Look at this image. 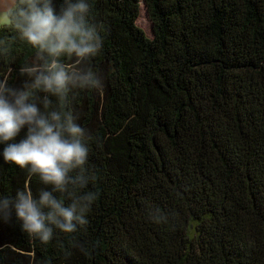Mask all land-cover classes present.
Masks as SVG:
<instances>
[{"label": "trees", "instance_id": "trees-1", "mask_svg": "<svg viewBox=\"0 0 264 264\" xmlns=\"http://www.w3.org/2000/svg\"><path fill=\"white\" fill-rule=\"evenodd\" d=\"M144 1L151 37L140 0H94L102 52L63 60L102 90L73 85L63 104L34 91L86 130L88 163L62 198L96 194L88 225L44 244L0 224V264H264V0ZM0 41V78L22 88L35 52L12 32ZM26 186L45 187L0 159V195Z\"/></svg>", "mask_w": 264, "mask_h": 264}, {"label": "clouds", "instance_id": "clouds-1", "mask_svg": "<svg viewBox=\"0 0 264 264\" xmlns=\"http://www.w3.org/2000/svg\"><path fill=\"white\" fill-rule=\"evenodd\" d=\"M93 4L94 0H62L59 6L56 0H0V32L14 33L35 52V61L21 68L30 81L24 87L0 78V159L45 186L35 195L30 186L0 195V224L15 220L24 233L44 244L57 230L71 235L84 229L96 199L92 192L70 203L62 198L72 183L70 173L88 163L86 130L70 111L42 112L34 102L36 90L63 104L73 85L86 91L103 89L96 72L87 69L77 76L63 62L74 58L76 64L86 65L102 52L104 27L92 19ZM8 54L9 47L0 41V56ZM22 132L24 138L17 141ZM88 182L81 178L80 188Z\"/></svg>", "mask_w": 264, "mask_h": 264}, {"label": "rangeland", "instance_id": "rangeland-1", "mask_svg": "<svg viewBox=\"0 0 264 264\" xmlns=\"http://www.w3.org/2000/svg\"><path fill=\"white\" fill-rule=\"evenodd\" d=\"M141 1V0H140ZM137 26L141 28L149 37H151V25L148 21L146 11H140L139 17L136 22Z\"/></svg>", "mask_w": 264, "mask_h": 264}, {"label": "bare ground", "instance_id": "bare-ground-1", "mask_svg": "<svg viewBox=\"0 0 264 264\" xmlns=\"http://www.w3.org/2000/svg\"><path fill=\"white\" fill-rule=\"evenodd\" d=\"M144 7H143V5H142V3L140 4V11H144Z\"/></svg>", "mask_w": 264, "mask_h": 264}, {"label": "water", "instance_id": "water-1", "mask_svg": "<svg viewBox=\"0 0 264 264\" xmlns=\"http://www.w3.org/2000/svg\"><path fill=\"white\" fill-rule=\"evenodd\" d=\"M142 3L143 7L145 8V1L144 0H141L140 1V4Z\"/></svg>", "mask_w": 264, "mask_h": 264}]
</instances>
